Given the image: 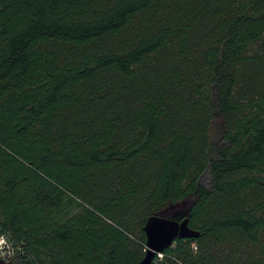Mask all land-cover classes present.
<instances>
[{
  "label": "trees",
  "instance_id": "trees-1",
  "mask_svg": "<svg viewBox=\"0 0 264 264\" xmlns=\"http://www.w3.org/2000/svg\"><path fill=\"white\" fill-rule=\"evenodd\" d=\"M183 203L152 264H264V0H0L12 263L140 264Z\"/></svg>",
  "mask_w": 264,
  "mask_h": 264
},
{
  "label": "water",
  "instance_id": "water-1",
  "mask_svg": "<svg viewBox=\"0 0 264 264\" xmlns=\"http://www.w3.org/2000/svg\"><path fill=\"white\" fill-rule=\"evenodd\" d=\"M191 204H179L151 217L144 228L147 254L140 264H152L156 255L172 246L177 238H192L198 234L188 227ZM0 264H13L0 258Z\"/></svg>",
  "mask_w": 264,
  "mask_h": 264
},
{
  "label": "built area",
  "instance_id": "built-area-1",
  "mask_svg": "<svg viewBox=\"0 0 264 264\" xmlns=\"http://www.w3.org/2000/svg\"><path fill=\"white\" fill-rule=\"evenodd\" d=\"M15 250L13 249L10 241L6 236H0V258L5 262H12L15 258ZM158 257L162 258L161 253L157 254Z\"/></svg>",
  "mask_w": 264,
  "mask_h": 264
},
{
  "label": "rangeland",
  "instance_id": "rangeland-1",
  "mask_svg": "<svg viewBox=\"0 0 264 264\" xmlns=\"http://www.w3.org/2000/svg\"><path fill=\"white\" fill-rule=\"evenodd\" d=\"M202 184L205 186H209V177L207 174H205L201 180ZM183 204H189V203H183Z\"/></svg>",
  "mask_w": 264,
  "mask_h": 264
}]
</instances>
